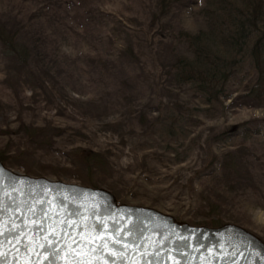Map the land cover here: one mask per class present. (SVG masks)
Returning <instances> with one entry per match:
<instances>
[{
	"label": "rangeland",
	"instance_id": "obj_1",
	"mask_svg": "<svg viewBox=\"0 0 264 264\" xmlns=\"http://www.w3.org/2000/svg\"><path fill=\"white\" fill-rule=\"evenodd\" d=\"M156 1L0 0V24L33 49L25 66L0 53L4 166L87 186L71 150H92L107 162L94 186L118 204L193 226L218 216L264 242V97L248 93L252 65L246 52L238 56L226 98L207 105L170 68L177 32L204 25L199 0L173 4L162 18H154ZM20 122L40 132L18 131ZM212 175L223 201L218 215H205L201 185ZM243 188L254 198H236Z\"/></svg>",
	"mask_w": 264,
	"mask_h": 264
},
{
	"label": "water",
	"instance_id": "obj_2",
	"mask_svg": "<svg viewBox=\"0 0 264 264\" xmlns=\"http://www.w3.org/2000/svg\"><path fill=\"white\" fill-rule=\"evenodd\" d=\"M0 264H264V242L237 225L177 222L0 162Z\"/></svg>",
	"mask_w": 264,
	"mask_h": 264
},
{
	"label": "trees",
	"instance_id": "obj_3",
	"mask_svg": "<svg viewBox=\"0 0 264 264\" xmlns=\"http://www.w3.org/2000/svg\"><path fill=\"white\" fill-rule=\"evenodd\" d=\"M186 0H157L154 18L164 17L173 4ZM198 9L204 18V25L194 32L178 31L175 36L179 49L170 68L176 81L182 85H190L195 91L206 96V104L211 105L219 99L226 98V83L235 69L237 57L246 52L247 57L256 74V78L248 93L256 98L264 97V0H199ZM130 53V51L127 49ZM0 53L15 62L25 66L33 55V49L27 43L18 39L17 32L6 29L0 24ZM237 127L225 129L218 135V140L225 139L236 131ZM18 131L27 135H34L40 129L28 127L20 122ZM73 165L86 171L87 179L84 185L95 188L93 175L107 167L104 157L95 151L74 148L71 150ZM226 166H232L233 157L226 153ZM6 156L0 152V162L4 165ZM216 179L202 183L201 205L206 206L208 212L216 214L221 209V189L213 186ZM214 182V183H213ZM232 189V188H229ZM220 192V193H219ZM232 192V191H231ZM230 192V193H231ZM230 199L234 205L233 195ZM227 195V196H229ZM235 197L254 198V194L247 188L241 189V194ZM218 215V214H216ZM207 227L223 225L220 217L203 220L201 224Z\"/></svg>",
	"mask_w": 264,
	"mask_h": 264
},
{
	"label": "snow or ice",
	"instance_id": "obj_4",
	"mask_svg": "<svg viewBox=\"0 0 264 264\" xmlns=\"http://www.w3.org/2000/svg\"><path fill=\"white\" fill-rule=\"evenodd\" d=\"M35 230V229H34ZM22 231V230H21ZM75 242V241H74ZM22 243V242H21ZM103 246V245H102ZM22 249L23 250H26V246L22 244ZM91 251H97V249L93 248L91 249Z\"/></svg>",
	"mask_w": 264,
	"mask_h": 264
}]
</instances>
